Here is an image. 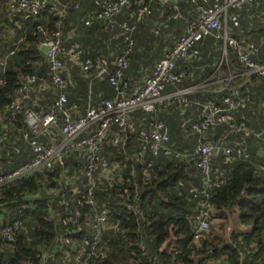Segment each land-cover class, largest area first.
Here are the masks:
<instances>
[{
  "label": "trees",
  "instance_id": "1",
  "mask_svg": "<svg viewBox=\"0 0 264 264\" xmlns=\"http://www.w3.org/2000/svg\"><path fill=\"white\" fill-rule=\"evenodd\" d=\"M100 1L80 0V3L90 14L99 9ZM138 1L130 0L131 6L122 9L113 18L114 22L128 19L136 26L132 35L134 45L126 57L128 68L123 80L137 78L140 71L150 73L162 50L170 47L183 31V20L173 19L172 14L166 7H161L157 0L144 1L147 12L136 20L137 11L143 8ZM197 1L202 5H210L222 0ZM47 2L49 5L64 8V16L59 17L47 10L25 22L19 21L22 23L20 30L10 26L13 28L12 39L20 40L24 35L25 39L20 40L21 47L6 60L4 66L0 61V78L2 68L5 71V84L0 86V117H4L2 123L6 126L5 129H0V135L3 137L0 159L1 163L8 166L6 169L28 162L33 157L32 143L50 144V138L36 139L31 135H28L27 141L22 140V133H25V130L19 124L20 115L13 122L1 114L2 106L13 98L12 92L18 86L21 76L43 74L47 71L44 56L37 49V44L42 40L41 31L50 30L59 22L63 33L74 30L73 36L69 38L71 41L64 44L63 50L65 53L71 42L77 43L80 47L81 60L103 56L110 61L111 56L113 58L122 55L125 50V42L118 28L107 31L96 21L84 26L80 23L82 21L79 13L72 9L70 0ZM256 2L258 6L252 10L253 17L248 19L241 16L240 29L236 28L239 26L237 23V26L230 28L229 34L235 39L253 42L259 50L258 60L264 62V0ZM183 9H185L183 15L191 13L187 3L183 5ZM159 25H165V29L160 35H155L152 30ZM0 30V33H5L1 28ZM29 39L31 44L26 47L28 49L20 50ZM1 40L0 37V45L5 49L0 50V56L11 49L9 41L5 40L2 44ZM220 47L221 42H216L212 38L201 41L195 50L198 59L188 63L177 62L178 71L183 72L186 68L188 71L183 74L179 85L168 90L197 85L209 77L213 73L212 65L219 58ZM227 59V65H222L218 73L220 77L230 72L234 73L238 68L235 54L230 50L227 51ZM60 60L72 83L61 91L66 98V107L75 105L77 113L83 115L88 105H94L101 99H109L112 96V88L106 78L102 80L84 78L80 71L70 64L66 54L62 55ZM256 78H251L242 88V92L249 96L248 102L243 108H239V111L232 112L234 123L243 124L249 130V134L228 137L226 146L231 147L230 157L225 158L219 151L212 161V168L218 169L225 176L221 186L206 189L208 201L214 210L212 218L214 222L218 220L219 232L215 231L212 224L202 239L194 241L192 238L191 224L187 217L195 213L199 198L189 193V189L200 187L199 175L193 160L178 159L171 154H164L163 151L158 152L156 156L145 151L140 159L136 156L140 145L137 139L138 130L154 120L166 125L170 150L178 153L192 152L193 140L185 137L180 129L182 118L187 117L186 114L190 111L184 110L182 116L174 107L160 109L151 114L137 110L130 115L133 127L122 136L123 145L117 143L114 137H108L100 151L102 163L106 166H117L119 172L108 183L105 181L97 183L94 190L95 206L106 211L108 228L101 233L99 242L105 256L101 260H91L90 264H152L153 260L156 264H264V141L257 136L264 129V115L260 106L264 101V87L262 80ZM46 83L47 89L31 95L32 98L36 97L37 105L45 107L52 106L60 93L51 86L50 80ZM228 94L229 91L195 92L187 97L189 100L212 101L221 105ZM26 104L33 110L38 109L37 106H30L29 101H26ZM71 117L75 116L72 114ZM61 124V115L58 114V126L53 131H58ZM219 133L217 130L215 136ZM236 142L239 146L234 145ZM258 149L261 150L260 156L257 155ZM82 169L81 158L76 152H72L64 157L61 164L52 168L51 173L42 169L1 188L0 225L20 221L25 234L16 233L15 242L6 243L8 247L0 243V264H23L27 261L36 264L34 255L45 251L51 253L45 264H71V259L68 262L62 261L61 257L55 255L59 245L57 243L53 245V240L64 232L56 231V220L62 214L60 209L47 207L48 200L44 198L31 200L23 211L19 206L27 204V201L21 199L22 195L34 192L36 184L44 178L54 180L60 175L66 177L75 175L77 182L83 183L85 179ZM54 185L55 182L48 181L45 187ZM134 190L139 196L138 203L132 197ZM125 205L135 206L137 214L127 213ZM71 210L74 211L73 205ZM84 210H87V207L78 208L80 214L84 213ZM230 222L232 228L226 226ZM66 250L70 249L64 247L63 251Z\"/></svg>",
  "mask_w": 264,
  "mask_h": 264
},
{
  "label": "built area",
  "instance_id": "2",
  "mask_svg": "<svg viewBox=\"0 0 264 264\" xmlns=\"http://www.w3.org/2000/svg\"><path fill=\"white\" fill-rule=\"evenodd\" d=\"M70 1L72 9L79 13L82 21L80 23L84 26H89L96 21L101 23L107 31L118 28L125 42V50L122 55L113 56V58L111 56L110 61L103 56L81 60L79 58L80 47L77 43L71 42L65 53L63 50L64 44L71 41L69 38L73 36L74 30L63 33L59 22L54 28L46 32L41 31L42 40L37 44V49L41 53V47H46V52L42 55L47 64V71L43 74L21 76L18 86L12 92L13 98L2 106L1 114L6 115L13 122L20 115L19 124L25 130V133H22V140L27 141L28 135H31L36 139L49 140L50 138V144L32 143L33 157L15 168L6 169L8 166L1 163L0 159V190L42 169L51 173L52 168L61 164L66 155L76 152L82 160V175L85 181L78 183L75 175L71 177L60 175L54 180L44 178L36 184L34 192L22 195L21 199L27 201V204H20L19 209L25 210L27 205L29 206L28 202L33 199L48 200L47 207L53 206L60 209L62 213L55 223L56 231H64L53 240V245L54 243L59 245L55 255L61 257L62 261L68 262L71 259V264H90L91 260H101L105 255L99 247L100 235L108 228V223L106 211L99 210L95 206L94 190L97 183L101 181L108 183L119 172L117 166H106L102 163L100 151L105 140L108 137H114L117 143L123 145L122 136L133 127L130 115L134 111L151 114L160 109L174 107L184 116V110H189L187 117L182 118L180 129L185 137L193 140L192 152L178 153L170 150L166 125L154 120L139 128L137 139L140 145L136 156L140 159L145 151H149L153 156L163 151L164 154H171L178 159L194 161L200 187L190 188L189 193L198 197L199 200H197L195 213L187 219L191 224L193 240L202 239L214 222L212 218L214 210L208 201L206 189L217 188L225 181L224 173L212 168L213 158L219 151L225 158L230 157L231 147L226 146L228 137L249 134V130L243 124L234 123L232 116V112L239 111L238 109L243 108L249 100V96L242 92L244 84L251 78L257 77L262 80L264 87V62L258 60V47L251 41L235 39L229 34L230 28L239 24L241 16L248 19L253 17L252 10L258 6L256 0H222L210 5H202L197 0H157L161 7H166V10L172 14L173 19L183 20V31L170 47L162 50L160 58L152 65L150 73L140 71L137 78L125 80L123 76L128 68L126 57L134 45L132 35L136 26L128 19L123 22H114L113 18L122 9L131 6L130 0H101L99 9L90 14L83 9L80 0ZM144 1L146 0L138 1L143 8L137 11L136 20L147 12ZM185 3L191 9V13L187 16L182 14L185 10L183 9ZM47 10L56 13L59 17H63L65 13L64 8L49 5L47 0H0L1 26L12 34L13 28L10 26L20 30L21 22L45 13ZM236 28L239 30L240 24ZM164 29L165 25H159L152 31L155 35H160ZM205 38L221 42L219 58L212 65L213 73L197 85L169 91V88L181 83L183 74L188 71V68L183 72L178 71L177 62L188 63L198 59L195 50ZM24 39L25 35L20 38L22 41ZM20 40H14L10 46L11 49L0 56L3 66L6 60L19 50ZM228 50L235 54L238 68L236 72L220 77L218 73L221 66L228 63ZM64 54L84 78L94 80L106 78L112 88V96L109 99H101L94 105H88L83 115L77 113L75 105H71L70 108L66 107V98L61 93L63 89L72 84L70 75L66 73L64 64L60 60ZM4 73V68H2L0 86L5 84ZM48 80L51 86L60 93L52 106L37 105L36 97L32 98L31 95L47 89ZM222 91H229V94L222 100L221 105L212 101L189 100L187 97L195 92ZM26 101H29L30 106H37L38 109H31ZM260 106L264 115V101ZM58 114L61 115L62 124L61 128L54 132L53 130L58 126ZM72 114L74 118L71 117ZM241 116L242 114L239 117ZM3 119L4 117L1 116L0 129L6 128L2 123ZM217 130L220 133L215 136ZM2 143L3 137L0 135V146ZM234 145L239 146V143L236 142ZM48 181L55 182V185L46 188L45 184H48ZM132 197L138 203L139 196L136 190ZM71 205L74 206V211L71 210ZM82 206L87 207V210L80 214L78 208ZM125 210L131 215L137 214L135 206L125 205ZM19 232L25 234L20 221L0 225V243L3 245L14 243L15 235ZM76 236L78 238H75ZM64 247L70 250L63 251ZM49 257L51 253L45 251L35 254L34 260L36 264H45ZM23 264L31 263L27 261ZM152 264H156L155 260Z\"/></svg>",
  "mask_w": 264,
  "mask_h": 264
},
{
  "label": "crops",
  "instance_id": "3",
  "mask_svg": "<svg viewBox=\"0 0 264 264\" xmlns=\"http://www.w3.org/2000/svg\"><path fill=\"white\" fill-rule=\"evenodd\" d=\"M0 28H2V31L3 32H5L4 34L3 33H0L1 35H0V37H1V43L3 44L4 42H5V40H7V41H9L10 42V46H12L11 44H12V42L15 40V39H12V34H11V32L10 33H8V30H6V29H3V27L1 26V22H0ZM1 31V30H0ZM13 33V32H12ZM21 47V46H20ZM5 49V47L4 46H2V45H0V50L2 51V50H4ZM28 49V48H27ZM26 49V47L25 46H23V48H21L20 50H23V51H26L27 50ZM41 54H44L42 51H41Z\"/></svg>",
  "mask_w": 264,
  "mask_h": 264
},
{
  "label": "rangeland",
  "instance_id": "4",
  "mask_svg": "<svg viewBox=\"0 0 264 264\" xmlns=\"http://www.w3.org/2000/svg\"><path fill=\"white\" fill-rule=\"evenodd\" d=\"M43 32H46V29H43L42 30ZM32 39V38H31ZM31 39H29V41H26L27 42V44H28V46H27V44L25 45V43L23 44L25 47H29V45L31 44ZM108 149H111V148H108ZM221 223V222H220ZM213 225H214V228H215V231L216 232H219V227H218V220H216L214 223H213ZM226 226H228V227H231L232 228V225H231V222L230 223H228V225H226ZM218 230V231H217ZM226 233H228L227 231H226ZM222 236H223V234H222Z\"/></svg>",
  "mask_w": 264,
  "mask_h": 264
},
{
  "label": "water",
  "instance_id": "5",
  "mask_svg": "<svg viewBox=\"0 0 264 264\" xmlns=\"http://www.w3.org/2000/svg\"><path fill=\"white\" fill-rule=\"evenodd\" d=\"M41 51H42L43 53H45V52H46V47H41ZM258 139L264 141V131H262V132L258 135ZM257 155H258V156L261 155V150H260V149L257 150Z\"/></svg>",
  "mask_w": 264,
  "mask_h": 264
}]
</instances>
